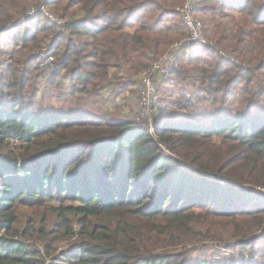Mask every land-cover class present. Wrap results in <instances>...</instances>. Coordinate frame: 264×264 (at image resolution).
<instances>
[{
	"label": "trees",
	"instance_id": "1",
	"mask_svg": "<svg viewBox=\"0 0 264 264\" xmlns=\"http://www.w3.org/2000/svg\"><path fill=\"white\" fill-rule=\"evenodd\" d=\"M39 1L0 0V24ZM44 3L63 24L37 11L0 27V264H264V195L252 190L264 191V0H192L196 18L245 15L229 32L202 25L248 67L207 46L182 49L158 85L152 127L135 111L112 118L83 100L99 94L111 61L134 76L187 37L175 9L187 0ZM47 41L52 67L34 51ZM6 44L16 51L2 63ZM39 78L49 95L82 106L42 111ZM199 107L205 119L191 112ZM19 208L41 216L18 226ZM218 225H232L233 242ZM206 241L226 253L212 245L186 261Z\"/></svg>",
	"mask_w": 264,
	"mask_h": 264
},
{
	"label": "rangeland",
	"instance_id": "2",
	"mask_svg": "<svg viewBox=\"0 0 264 264\" xmlns=\"http://www.w3.org/2000/svg\"><path fill=\"white\" fill-rule=\"evenodd\" d=\"M44 1H46V0H40L38 2V4L33 3V4L27 5L28 8L26 9V14L21 15L20 17L15 19V21H13V23L12 22L11 23H9V22L1 23L0 27L2 26L4 28H9L10 26L17 24V22L18 23L22 22V20L25 19L24 16L29 15L30 12H32V11L34 12V14L37 11H39V13L41 12L50 20H51V18L57 19L56 18L57 16L54 13H52L50 10L48 11V9L44 6L45 5ZM177 7L175 8L176 11L178 9ZM70 12H72V13L74 12V13H77V15H80L79 11L75 7H72ZM178 13L180 14L181 24L183 25V20H182L183 15H181V13L179 11H178ZM244 17H245V15L243 13L235 12L231 16H227V17H221L220 15H216V16H214V21H212L213 19H211L209 15L204 17V18L197 17V18H199V20L196 17H194V18L197 19L198 21H200L201 24L203 23V21H206L209 19L210 20L209 25L212 28L215 25V26L220 27L221 29H225L227 32H229V31L237 29L242 22V18H244ZM27 18H29V16ZM56 21L60 25L64 23L63 19H57ZM215 21H217V22H215ZM217 27H215V28H217ZM212 28H211V30H212ZM129 31H132V29H130ZM202 33H203V36L208 40V37H206L204 35L203 25H202ZM49 38H51V36ZM178 39H176L175 41H177ZM209 41L213 42L216 45L217 49L222 51V53H226V55L229 58H234V60H236L239 65L245 64L241 59L235 58V56H234V55H236L235 52H230V51H228V49H224V48L218 46L214 40H209ZM51 43H49L47 41V43H45V45H43V47L45 46L44 48L43 47L39 48V49L37 48L34 51L37 54L41 55L43 58L47 59L48 57L52 56V52H53L52 50L53 49L50 47L52 45ZM7 45L8 44L5 45L6 53L1 58L2 63L5 61H7L9 63L10 62L9 57L12 55H15L16 50L9 49L8 48L9 46H7ZM246 46H250V45L247 44ZM169 49L170 48H168L162 55H164ZM19 54L20 53L18 51L16 56H19ZM220 60L223 62H227V60H225L223 58H220ZM44 64H45V62H44ZM245 65H247V63ZM247 67H248V65H247ZM141 72H139L138 74H136L134 76L133 75L128 76V74L124 71V69H121L117 66L115 61H111V67L109 70L110 74H109V77L104 82V87L100 88L101 93L100 92H99V94L96 93L95 95H92L91 97H87L86 100H83L84 107H86L87 109L92 108V109L96 110V112H99V113L103 112L102 114H105V115L110 116L112 118H116V116L121 114L119 112L120 109H119V106L114 105L113 100L110 97V95L112 94V92L119 90L121 83H124L125 81L128 82V80H127L128 77H133L132 81L135 82L134 84L139 85V77H140ZM109 81H111L113 83L107 85V83ZM38 82H39L37 85L38 93H37L36 101H37L38 108L41 109L42 111H44V110H61L65 106H69L70 108H74L75 106H77V105H75L76 103L80 105V100L76 101L75 99H69V103H68L69 105L63 104L61 99L57 98L56 96H54L52 94L51 95L48 94V92L45 88V85L43 84L42 78H39ZM116 83H118V84H116ZM64 88L66 89V87H64ZM138 89H139V86L136 88V90L134 87V92L137 94V104H138V96H139ZM61 90L64 93V90L63 89H61ZM128 91H129V93L132 94L133 93V87H129L126 92H128ZM174 93L175 92H173L172 95H174ZM53 94H57V91H55ZM121 95H124V93H122ZM160 95L162 96L165 94L160 93ZM121 99L123 100V98H121ZM173 99L179 100L178 105H181V106H178V107H182L185 105V100L183 98L179 99L177 96H174ZM161 104H162V102L160 103V106H161ZM80 106H82V105H80ZM135 107H136L135 111H137L138 110L137 105ZM106 110H107V113H104V112H106ZM191 112L195 114L194 117H197L200 119H205L207 116L204 114V110L200 107L197 110H194ZM130 116H132L131 113L129 114V117ZM13 145H16V144L14 143ZM1 152H4V150H0V153ZM218 180L220 182H222V180H220V179H218ZM252 190L255 191L256 193L259 192V194L262 196L264 195L263 192L258 191V188H252ZM37 211H42V210L41 209L37 210L34 208H19L17 210L18 226H20L22 224V227H24L26 220L30 217L39 219L41 216V213L40 212L37 213ZM218 226L219 227H216V230L218 233L221 234L222 238L225 239L227 242H233V239L230 238V232L232 230V225H223V226L218 225ZM205 244H208L207 247H201V249L199 251L196 250V251L189 252V254L187 255L186 261L192 263L197 259H202V258L207 257L214 250V247H211L212 245L219 247L223 252L227 251V249H225L224 247L216 245V243L214 241H206V242H203L201 244L194 243L191 247L196 246V245L201 246V245H205ZM35 246L40 252L43 251L42 244L37 243V244H35ZM55 247L58 250H62V248H63L61 245H57ZM184 248H185V246L183 244H182V246L178 247L179 250L184 249ZM162 249H163L162 244L159 243L158 245H156V250L154 252L162 251ZM166 251L168 252V251H172V250H166ZM47 263H50L49 259H48Z\"/></svg>",
	"mask_w": 264,
	"mask_h": 264
},
{
	"label": "built area",
	"instance_id": "3",
	"mask_svg": "<svg viewBox=\"0 0 264 264\" xmlns=\"http://www.w3.org/2000/svg\"><path fill=\"white\" fill-rule=\"evenodd\" d=\"M191 8L192 0H187V3L183 7L177 9V11L183 15L182 20L183 25L187 29V37L171 45L170 49L164 55L153 61L150 66L140 74L137 104L138 110L135 111V119L136 121H146L150 127H152L153 118L160 102L158 85L163 78L167 77L169 73L176 68V60L182 49L187 48L194 43L207 46L215 50L219 58H223L230 63L239 65L234 58H229L226 53H222V51L217 49L213 42L207 40L203 36L202 24L194 18L191 13ZM33 14L34 12L32 11L28 16H33ZM51 21L60 25L55 19L51 18ZM45 64L48 67H52L54 65V58L52 56L47 59L45 58ZM260 191L264 193L263 190Z\"/></svg>",
	"mask_w": 264,
	"mask_h": 264
},
{
	"label": "crops",
	"instance_id": "4",
	"mask_svg": "<svg viewBox=\"0 0 264 264\" xmlns=\"http://www.w3.org/2000/svg\"><path fill=\"white\" fill-rule=\"evenodd\" d=\"M138 86L139 85H135V84L132 86L133 87V93L132 94L129 93V91L126 92L127 90H125L122 92V93H124V95H121L122 93H119L120 96L116 100L112 99L114 105L119 106V109H120L119 112L121 114L118 116H120V117L129 116L130 113H132L136 110L135 106L137 105V94L134 92V87L136 90V88ZM121 98H123V100ZM107 110L104 113H107Z\"/></svg>",
	"mask_w": 264,
	"mask_h": 264
}]
</instances>
